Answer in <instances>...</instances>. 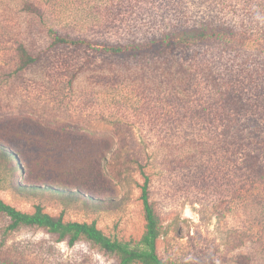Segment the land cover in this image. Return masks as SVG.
<instances>
[{"label": "rangeland", "instance_id": "rangeland-1", "mask_svg": "<svg viewBox=\"0 0 264 264\" xmlns=\"http://www.w3.org/2000/svg\"><path fill=\"white\" fill-rule=\"evenodd\" d=\"M257 2L263 7L258 9ZM27 3L41 16L26 11ZM220 4L0 0V146L17 157L10 163L0 153L1 200L25 213L39 206L63 221L94 223L111 239L136 243L144 233L140 194L147 176L149 203L163 232L156 241L160 259L264 264V176L252 160L233 154V141L239 140L231 135L232 125L221 143L225 131L206 129L191 118L192 109L201 112L217 96L211 87L188 84L176 66L199 60L221 64L218 50H177L175 60L164 62L153 50L139 60L98 49L149 41L184 25L183 19L190 26L218 24L231 16L239 21L246 5L248 11L264 13L263 0H228L224 9ZM251 21L258 23L247 25L250 40L264 27V15ZM49 30L85 38L93 47L52 46ZM18 46L37 58L23 70L17 69ZM190 97L198 100L192 108ZM68 145L85 149L100 164L98 178L92 172L78 175V189L70 192L81 196L71 200L57 194L72 182L68 166L74 163L69 160L77 161ZM9 224L0 214V264H118L115 256L87 241L70 246L45 230H8Z\"/></svg>", "mask_w": 264, "mask_h": 264}, {"label": "trees", "instance_id": "trees-1", "mask_svg": "<svg viewBox=\"0 0 264 264\" xmlns=\"http://www.w3.org/2000/svg\"><path fill=\"white\" fill-rule=\"evenodd\" d=\"M227 4L228 0H221L220 6L224 9ZM256 5L260 6L258 9L263 7L261 6L262 2H257ZM235 7V5H232L234 10ZM24 9L41 16L39 9L30 3H27ZM244 9L243 19L239 21L234 20L235 17L231 16L232 18L228 21H218V24L201 23L198 26H190L183 19L184 25L171 26L164 32L153 35L149 41L117 42L112 45H102L98 49L109 53L111 56H121L123 58L131 56L133 59L139 57V60L147 52L153 50L156 55L161 56L159 59L164 62L175 60L173 55L177 50V53H181V51L196 52L201 51L203 48L218 50L221 56V64L199 60L194 62L193 65L186 62L176 65L178 71L185 73L183 76L188 79V84L189 82H195L192 85H200L201 83L205 88L206 86L211 87L213 90L210 89L209 91L217 96V99H211L207 107L202 108L201 112L190 109L191 118L198 119V123H201V126L206 129L215 128L225 131V137L220 139L221 143L226 141L225 128L232 125L231 128H235V131L230 130L231 135L239 140L237 143L233 141L235 144L233 154L238 155V157L240 155L243 160H252L255 170L257 169L264 176V27H258L255 32H252L255 39L245 38L247 25L258 23L251 20L257 18V15L259 17L263 16L264 13L258 12L257 8V10L248 11L247 5ZM49 39L52 46L78 48L87 45L93 47L85 41V38L68 34L61 35L55 30H49ZM233 51H235V54ZM226 55L231 56L223 61ZM17 57L18 70L31 66L37 60L36 57L27 53L23 46H18ZM192 68L195 69V72ZM197 74H201V76ZM197 79L199 84H196ZM195 99L190 97L189 104L191 108L198 101ZM79 148L69 145L66 147L67 152L75 156L76 158L73 159L77 161L69 160L74 163L73 166H68V169H70L68 176L71 177L72 182L65 183L63 190L57 191L58 195H65L70 200L81 196L79 191L70 192L71 188L78 189V184H74V180L77 179L78 175L92 172L95 173L96 178L99 177V170L96 169L100 165L99 162L88 151ZM11 150L17 152V156L20 154L13 145ZM224 151L226 152L227 149ZM0 153L10 163L17 162V157L3 149V146H0ZM102 160L107 162L106 158H102ZM133 163L138 165L135 161ZM129 166V163L126 164L123 170L128 169ZM138 166L141 173L144 174L143 166ZM245 168H248V164H245ZM13 170L17 169L12 167ZM18 171H20L19 168ZM70 172L76 173V176H72ZM148 183L147 176H144L140 200L142 201L145 226L143 235L136 243L111 239L99 230L94 223L70 222L52 217L43 212L39 206L31 213L21 212L4 203L1 198L0 214L9 218L8 230H16L21 227L42 229L57 236L59 241H66L70 246L84 240L115 256L118 264H176L160 259L156 252V241L163 232L160 219L149 203ZM33 189L38 188L33 187Z\"/></svg>", "mask_w": 264, "mask_h": 264}]
</instances>
